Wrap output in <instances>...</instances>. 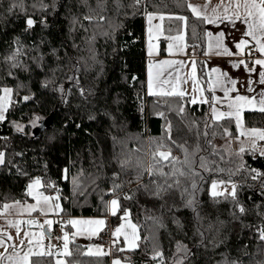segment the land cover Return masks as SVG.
Returning <instances> with one entry per match:
<instances>
[{"label":"trees","instance_id":"trees-1","mask_svg":"<svg viewBox=\"0 0 264 264\" xmlns=\"http://www.w3.org/2000/svg\"><path fill=\"white\" fill-rule=\"evenodd\" d=\"M192 1L206 0H141L138 5L135 0H22L23 8L11 11L10 5L21 0H0V95L10 88L13 101L0 121V152L6 160L0 165V209L4 203L29 201L27 185L40 178L55 185L42 190L59 195L61 217H107L109 202L116 198L119 209L112 222L120 224L129 212L138 228V247L121 251L120 242L112 256L86 255L81 243L72 242L70 263L111 264L112 257H120L127 264H177L181 259L183 264H264V240L258 231L264 227V176L253 180L246 170L230 175L241 163L264 173V157L246 151L241 160L233 146V153L223 152L227 140L209 104L147 95L148 13L173 17L164 21L167 36L183 29V22L174 17L187 18L186 44L198 50L199 78L207 85L202 59L207 25L188 9ZM28 18L34 21L31 28ZM161 47L164 54V41ZM207 95L212 96L209 91ZM181 103L183 115L178 114ZM50 115L51 126L33 137L32 122L40 117L38 125ZM244 120L247 127L264 128V113L246 111ZM169 122L171 140L166 133ZM206 123L211 124L207 130L216 133L214 138L199 135ZM219 124L237 134L234 123ZM208 139L224 155L223 161L210 155ZM197 142L201 151L191 159L198 164L201 156L207 157L216 162L211 167L219 165L223 172L198 168L200 176L181 178L179 187L156 195L163 178L134 167L136 161L147 167L157 144L170 147L183 161L180 145L192 153ZM126 159L132 163L122 167ZM213 181L235 183L237 200L246 212L241 214L230 197L213 198ZM65 230L71 232L69 224ZM178 245L187 252H178ZM157 252L163 255L154 259ZM32 260L55 264L54 255Z\"/></svg>","mask_w":264,"mask_h":264},{"label":"snow or ice","instance_id":"snow-or-ice-1","mask_svg":"<svg viewBox=\"0 0 264 264\" xmlns=\"http://www.w3.org/2000/svg\"><path fill=\"white\" fill-rule=\"evenodd\" d=\"M141 0H135V4H140ZM211 6V14H209V8ZM16 7L23 8V3L21 0L20 4H12L9 7V11L13 10ZM188 9L192 14L198 18L206 21L207 23H216L217 21L223 23L228 21L229 23L235 25L237 21L246 25V30L243 33L245 38L240 39L235 44L236 51L230 50L224 43V33H220L219 36L213 37L212 33H208L209 45H208V54H213V49L216 51V55H227V56H237L240 59L237 63L233 64V67L240 68L241 65L249 72H256V67H249V63L246 62L243 57L247 55L250 58L251 64L259 66L261 69H264V0H219V3L212 6V0H206L203 6L193 4L191 2L187 3ZM173 17H169L172 19ZM176 20L182 21L186 26L187 18L184 16L174 17ZM85 19L92 20V16H86ZM103 19V17H100ZM154 19H159L161 21L160 25H157V38L159 35L163 34L162 22L165 19L163 15L157 17L151 13L147 14V20L149 24V55L153 54L151 40L152 35V21ZM27 26L31 28L34 25V21L31 18L26 20ZM173 41V44H169L168 51L169 54L173 53V47L175 46L176 52H183L186 45H184V34L183 31H180L175 36L166 37ZM213 40L215 43L213 44ZM254 53L258 55H254ZM165 66H175L178 65L177 71H182L186 64L184 61H175V60H164L161 62ZM16 66V65H13ZM153 65L149 64L148 72V94L161 97H176L179 100L184 101L186 97L189 99L187 103L192 105L197 104H209L211 109V116L214 122H217L219 128L222 129L220 135L222 138L227 140L226 145L224 146L223 152L233 153L232 144L235 142L238 146V150H235L234 154L241 158L243 154L247 151L252 154H259L264 156V128L257 127H247L244 120L245 111L250 112H259L264 113V91L258 92L256 95L248 96L239 94L237 89V81L228 77L227 73L221 72L219 68H214L210 73L207 74L208 80L207 85L202 83L200 78L197 76V67L196 61L193 59L191 61V74L185 73L184 75H169L167 78L162 79V73L157 72L153 74L152 72ZM156 67H160L157 65ZM215 73V76H213ZM191 81V88L186 89L183 85ZM254 83V81H249V84ZM260 85H264V71L259 72V81ZM230 85V86H229ZM47 86V85H46ZM219 88L223 92V98L214 95L216 89ZM205 90L213 93L211 97L205 96ZM3 95H0V121H4L6 118V113L8 108L13 103L12 89L3 88ZM60 92H64V89L61 87ZM81 95L84 94V90L81 89ZM248 92H256V89L253 87L247 88ZM236 93L235 96L232 94ZM24 100L29 99V97H23ZM215 105H221L226 110L221 111ZM185 112V106L183 103L178 108V114L183 115ZM163 116V113H160ZM40 120V117L32 122V126L36 127V122ZM228 120L235 124L237 134H233L229 130L227 125L219 124V122ZM18 131H23V128L20 125H16ZM211 127L210 123H206L205 130L199 135L204 137L214 138L216 133L209 132L207 129ZM171 129L172 125L169 122L166 126V133L168 139L171 140ZM243 137V139H241ZM206 142L211 145V139L206 140ZM173 143H175L173 141ZM184 151V160L181 161L178 157L172 155V150L170 147H166L165 144H157L154 151L151 152V163L144 167L141 161H136L134 167L142 169V171H147L149 175H158L163 178V183L157 184L158 191L155 193L159 195L160 192L166 191L167 189L173 187H179L182 183L181 178H193L200 176L201 173L197 170L198 168L204 169L205 171H216L223 172L224 169L220 168L217 165L215 168L211 165L215 164V161L209 160L207 157L201 156L198 164L191 159L192 155L198 154L201 151L200 145L197 142L192 153H189V150L186 146L180 145ZM213 151L210 155L219 156L221 161L224 160V155L220 152L215 151V145H211ZM5 153L0 152V165H5ZM131 160L121 161V166L125 167L131 164ZM177 165H182L177 167ZM168 168L169 171L165 172L164 169ZM241 170H246L252 173L251 179L257 180L264 176V173L257 171L256 169H245L243 163H241L235 170V172L230 171L231 174H235ZM67 172V170H65ZM142 172L137 173V179L140 178ZM67 178V177H65ZM171 181V183H169ZM73 183H77V180L74 178ZM225 184L224 181H213L211 183V196L213 198L225 197L231 198L235 202V207L238 208V211L241 214L246 212V209L243 205L237 200V185L231 183V191L229 192L226 187L222 190ZM264 184V181H262ZM166 186V187H165ZM45 187L55 188L54 184H45L40 178H35L31 183L27 185L26 194L35 201L34 204L22 203L21 201H15L14 203H4L2 205V211H0V217H7L15 214L16 216H24L25 214L29 219H7L6 224L9 228L15 229V236L11 235L5 231L3 226H0V248L4 251L0 252V264H34L32 257H44V256H53L54 253L52 248L54 245L43 244L44 239L46 238L48 232L51 230L53 221L50 219H45L42 223L32 218V213L39 212L42 216H48L50 213L59 214L63 212L58 203L60 197L59 195L51 196L46 195L42 189ZM116 187H119L117 185ZM192 189H196L197 185L193 181L191 184ZM186 190V189H185ZM130 199V197H125ZM194 200L190 199L188 205L192 206ZM119 209V199L113 198L109 202V210L111 215H117ZM125 221L124 224L117 227L113 235L119 239L123 236L124 240L128 243L130 249L138 247L136 243L139 240L137 235V226L132 224L128 220V214L125 213L122 217ZM73 228L76 229L72 235H81L87 233L88 235H98L100 231L106 226V221L104 219H90V220H75L70 219L67 221ZM22 225H27L30 229L33 225H36L40 231L32 232L22 228ZM130 229V232L125 231V229ZM259 238L264 240V227L259 228ZM23 233V235H21ZM63 240V250L62 253H56L55 255H64L71 256L72 253L69 250L70 237L68 232H64L62 236ZM124 251L123 248L120 249ZM178 252L184 251L187 252V249L183 246L178 245ZM86 255H95L102 256L107 255L103 249L97 247L95 251L89 249ZM162 253L157 252L154 255V259L157 256L162 257ZM55 264H66L65 261L57 259ZM113 264H121L120 260H115ZM177 264H183V259L179 260ZM232 264H236L235 261Z\"/></svg>","mask_w":264,"mask_h":264},{"label":"crops","instance_id":"crops-1","mask_svg":"<svg viewBox=\"0 0 264 264\" xmlns=\"http://www.w3.org/2000/svg\"><path fill=\"white\" fill-rule=\"evenodd\" d=\"M206 1L203 2H196V1H192L191 3L196 4V5H200L203 6L205 4ZM217 3H219V0H212V6L216 5ZM154 16H161L163 15L166 18H169V15H164V14H158V13H151ZM209 14H211V6L209 8ZM162 22V27H163V34L159 35V37L157 38V25L161 24V21L159 19H154L152 21V35L153 38L151 40V44L153 45L152 48V52L153 54L150 56L149 55V24H148V20H147V14L145 17V52H146V87L148 84V72H149V64L151 63L153 65L152 67V72L153 74L160 72L162 73L161 78H167L170 74L171 75H184L185 73L187 74H191V61L193 59H195L196 61V67H197V76L199 78V74H198V65H197V60L199 59L198 56V50L193 48L192 50H188V46L186 44V26L183 24V34H184V51L183 52H176L175 50V46L173 47V53L169 54L168 51V46L169 44H173L174 42L166 39V37H170L164 34V21ZM207 34L208 33H212L213 37L219 36V34L222 32L224 33V43L225 45L232 51H236L235 49V44L242 38H245L243 36L244 31L246 30V25L240 23L239 21H237V23L235 25L229 23L228 21H224L223 23L217 21L216 23H207ZM177 35V34H176ZM175 36V35H172ZM162 41L165 42V50H164V54L162 53V47H161V43ZM215 43V41L213 40V44ZM208 45H209V37L207 35V42H206V53L204 55L203 59V63H204V67L206 70V78L208 80V76L207 74L210 73L212 71V69L214 68H219L221 70V72H225L227 73L228 77H230L231 79H234L237 81V89L239 90V94L241 95H248V96H253L256 95L258 92L260 91H264V85H260L258 83L259 81V72L260 71H264V69H261L259 66H255L251 64L250 58L245 55L243 57V59L249 63V67H256L257 71L256 72H252L249 73L242 65L240 68H235L233 67L234 63H237L238 60L240 59L237 56H227V55H216L214 54L216 49H213V54H208ZM254 55H258L256 53H254ZM164 60H175V61H184L186 64V67L182 70V71H177L178 69V65L175 66H165L163 65L161 62ZM157 65H160V67H156ZM213 76H215V73H213ZM201 80V79H200ZM254 81V83L249 84V81ZM230 86V85H229ZM184 88L189 89L191 88V81L189 80V82L185 85H183ZM248 87H253L256 89V92H248L247 88ZM147 89V95L148 94V87ZM3 94V93H2ZM1 94V95H2ZM211 95H213V93H211ZM214 95L219 96L221 98H223V92L220 91L219 88L216 89ZM233 96L236 95V93L232 94ZM205 96L207 95V91L205 90ZM217 108H219L221 111L226 110L223 106L221 105H215ZM246 112V111H245ZM241 139H243V137H241ZM264 143V142H262ZM233 148L235 150H238V146L237 144L234 142L232 144ZM258 154V153H257ZM264 157V156H263ZM43 191V190H42ZM46 195H51V196H56V194H46ZM22 203H28V204H34L35 201L32 200V198L30 197L29 201H21ZM14 203V202H13ZM59 203V201H58ZM11 204V203H10ZM60 204V203H59ZM0 211H2V208L0 209ZM109 216L113 218V215H111V212L109 210ZM60 213L57 215L55 213H50L48 216H42L40 215L39 212H34L32 213V218H35L37 220H39L41 223L45 220V219H50L53 221V228L55 231L56 226L58 225L59 222V218H60ZM7 219H24L27 220L29 219V217L25 214L24 216H16L15 214L11 215V216H7V217H0V226H3L5 231H7L8 233H10L11 235L15 236V229L14 228H9L6 224V220ZM70 219H75V220H90V219H104L106 221V226L103 228L102 231L99 232L98 235H88L87 233H83L81 235H76L73 236L72 234L74 232H76V229L73 228L70 224L69 226L71 227V232L69 233V236L72 239H75L74 242H78L81 243L84 248H85V253L88 252L89 249H92L93 251H95V249L97 247L103 249V251L105 252L104 247H102L98 242H97V238L99 237V235H101L105 229L107 228V217H67V221ZM120 226V225H119ZM117 225V227H119ZM22 228H24L25 230L28 231H32V232H39L40 229L36 226L33 225L30 229L28 228L27 225H22ZM50 233V237L48 238L46 236V238L43 241V244L45 246L47 245H54V247L52 248V251L54 253V257H55V261L57 259L59 260H63L66 262V264H74V263H70L69 260L67 259V256L64 255H55L56 253H62L63 247L61 248H56V244H55V240L54 237H52V232L51 230L48 232ZM21 235H23V233H21ZM121 244H122V248L125 250L124 246V238L123 236H121L119 238ZM71 243H69V250L71 251ZM4 250L2 248H0V252H3ZM95 256V255H92ZM103 256V255H102ZM113 258H120V257H112L111 260ZM121 259V258H120ZM112 264V263H111Z\"/></svg>","mask_w":264,"mask_h":264},{"label":"built area","instance_id":"built-area-1","mask_svg":"<svg viewBox=\"0 0 264 264\" xmlns=\"http://www.w3.org/2000/svg\"><path fill=\"white\" fill-rule=\"evenodd\" d=\"M188 49L191 50L190 48ZM107 219V228L101 235H99V237L97 238V242L102 247H104L105 253H108L107 255L112 256L113 251L119 246L120 240L113 235L115 229L117 228V225L112 222V217H110L109 215L107 216ZM67 225V217H60L59 223L56 227L57 239H62L63 233L66 232L65 227Z\"/></svg>","mask_w":264,"mask_h":264},{"label":"rangeland","instance_id":"rangeland-1","mask_svg":"<svg viewBox=\"0 0 264 264\" xmlns=\"http://www.w3.org/2000/svg\"><path fill=\"white\" fill-rule=\"evenodd\" d=\"M2 95H3V94H2ZM224 187H226L227 190H228L229 192L231 191V183H225V184L222 186V188H218V190H222ZM210 193H211V186H210ZM126 213L128 214V220H129L132 224H134V223L132 222V219H131L130 215H129V212H126ZM124 214H125V213H124ZM124 214L121 216L120 224H118V226H119V225H122V224L125 223L124 219L122 218V217L124 216ZM53 231H54V228H53V225H52L51 232H53ZM125 231L130 232V229H127V228H126ZM137 235L139 236V234H138V228H137ZM47 237H48V236H47ZM69 237H70V236H69ZM48 238H49V237H48ZM54 240H55V244L57 245L55 249L63 247V240H62V239H57V238L55 237ZM74 241H75V239H72V238L70 237V242H74ZM138 241H139V240L136 241L137 244H138ZM123 247L125 248L126 251H128V250H133V249L137 248V247H135V248L130 249L129 246H128V243H127L126 241H124V246H123ZM115 260H120V261H121V264H127L123 259H120V258H113V259L111 260V263L113 264V262H114Z\"/></svg>","mask_w":264,"mask_h":264},{"label":"water","instance_id":"water-1","mask_svg":"<svg viewBox=\"0 0 264 264\" xmlns=\"http://www.w3.org/2000/svg\"><path fill=\"white\" fill-rule=\"evenodd\" d=\"M52 121V115L40 121L39 124L32 130L33 137H38L46 128H49ZM50 235V233L47 234L48 237H50Z\"/></svg>","mask_w":264,"mask_h":264}]
</instances>
